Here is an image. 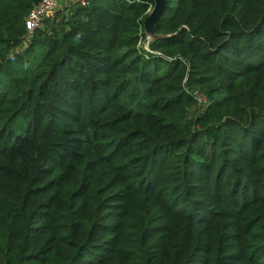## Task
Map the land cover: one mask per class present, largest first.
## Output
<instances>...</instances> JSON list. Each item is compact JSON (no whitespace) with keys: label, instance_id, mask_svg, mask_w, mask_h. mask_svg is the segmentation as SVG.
Here are the masks:
<instances>
[{"label":"trees","instance_id":"obj_1","mask_svg":"<svg viewBox=\"0 0 264 264\" xmlns=\"http://www.w3.org/2000/svg\"><path fill=\"white\" fill-rule=\"evenodd\" d=\"M0 0V264H264V0ZM207 98L196 107L193 92Z\"/></svg>","mask_w":264,"mask_h":264},{"label":"built area","instance_id":"obj_2","mask_svg":"<svg viewBox=\"0 0 264 264\" xmlns=\"http://www.w3.org/2000/svg\"><path fill=\"white\" fill-rule=\"evenodd\" d=\"M87 2L88 0H40L38 4L30 9L26 16V30L28 33H32L38 29L43 19L59 7L69 5L85 6ZM193 97L197 108L203 109L207 105V98L202 93L195 91L193 92Z\"/></svg>","mask_w":264,"mask_h":264},{"label":"water","instance_id":"obj_3","mask_svg":"<svg viewBox=\"0 0 264 264\" xmlns=\"http://www.w3.org/2000/svg\"><path fill=\"white\" fill-rule=\"evenodd\" d=\"M153 2L154 6L151 12L143 21L144 33L149 32V43L156 38V36L153 34V28L164 14L166 0H153Z\"/></svg>","mask_w":264,"mask_h":264},{"label":"rangeland","instance_id":"obj_4","mask_svg":"<svg viewBox=\"0 0 264 264\" xmlns=\"http://www.w3.org/2000/svg\"><path fill=\"white\" fill-rule=\"evenodd\" d=\"M149 32H146L145 33V39L142 41L141 43V48L144 49V50H147L148 49V43H149Z\"/></svg>","mask_w":264,"mask_h":264}]
</instances>
